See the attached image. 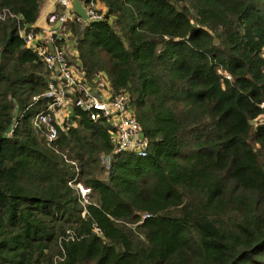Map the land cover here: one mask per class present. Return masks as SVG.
Wrapping results in <instances>:
<instances>
[{"label":"trees","instance_id":"obj_1","mask_svg":"<svg viewBox=\"0 0 264 264\" xmlns=\"http://www.w3.org/2000/svg\"><path fill=\"white\" fill-rule=\"evenodd\" d=\"M78 1L102 17L64 24L71 63L145 150L78 108L51 141L33 127L47 72L19 32L43 1L0 0V264H264V0Z\"/></svg>","mask_w":264,"mask_h":264},{"label":"built area","instance_id":"obj_2","mask_svg":"<svg viewBox=\"0 0 264 264\" xmlns=\"http://www.w3.org/2000/svg\"><path fill=\"white\" fill-rule=\"evenodd\" d=\"M57 12L51 11L42 28L36 32H19L24 47L34 53L42 61L47 72L46 90L42 94L48 104L32 121L36 130L45 129V138L49 141L56 137L57 132L70 125L72 108L86 113L92 122L102 120L109 126V137L113 152L135 151L142 154L146 141L142 138L132 112L125 104L122 94L111 95L107 80L101 74L91 81H86L83 74L71 63L74 56L68 34L64 32V24L73 17L71 0H54ZM88 21L101 20V14L95 11L93 2L84 5ZM77 22L81 21L77 17ZM82 22V21H81ZM64 40L59 50L53 49L54 43ZM69 58L70 61L67 59ZM264 102L260 104L263 108ZM264 124L259 117L251 124ZM9 133V132H8ZM74 191L80 199L81 206L86 203L88 188L76 184Z\"/></svg>","mask_w":264,"mask_h":264},{"label":"crops","instance_id":"obj_3","mask_svg":"<svg viewBox=\"0 0 264 264\" xmlns=\"http://www.w3.org/2000/svg\"><path fill=\"white\" fill-rule=\"evenodd\" d=\"M42 5L39 11V16L38 19L36 20L34 26L35 28L38 30L40 28H42L45 24V19L47 17V15L51 12L54 11L57 12V8L54 7V0H42ZM72 1V0H71ZM97 8V7H96ZM69 56L72 58L73 56L70 55V52H68ZM71 61H73L71 59Z\"/></svg>","mask_w":264,"mask_h":264},{"label":"water","instance_id":"obj_4","mask_svg":"<svg viewBox=\"0 0 264 264\" xmlns=\"http://www.w3.org/2000/svg\"><path fill=\"white\" fill-rule=\"evenodd\" d=\"M72 13L78 17L82 22H87L82 4L78 0H72Z\"/></svg>","mask_w":264,"mask_h":264},{"label":"rangeland","instance_id":"obj_5","mask_svg":"<svg viewBox=\"0 0 264 264\" xmlns=\"http://www.w3.org/2000/svg\"><path fill=\"white\" fill-rule=\"evenodd\" d=\"M97 10V8H95V11ZM69 61H70V59L69 58H67Z\"/></svg>","mask_w":264,"mask_h":264}]
</instances>
